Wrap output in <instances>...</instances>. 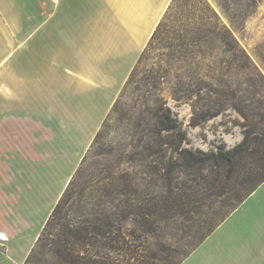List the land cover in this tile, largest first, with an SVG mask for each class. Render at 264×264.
<instances>
[{"label": "rangeland", "instance_id": "obj_1", "mask_svg": "<svg viewBox=\"0 0 264 264\" xmlns=\"http://www.w3.org/2000/svg\"><path fill=\"white\" fill-rule=\"evenodd\" d=\"M46 2L0 0V214L41 205L54 211L69 187L72 198L58 215L65 223L96 210L117 213L116 227L148 261L183 264L235 202L234 189L221 187L208 166L188 165L184 152L230 150L248 133L253 142L264 134V0H173L72 177L59 180L51 132L27 126L31 121L18 125L5 112L12 106L7 83L17 91L23 75L6 59H21L27 44L38 42L37 19L28 15L52 11ZM23 27L33 31L23 34ZM5 132L25 138L7 140ZM39 187L50 193H27ZM157 202L176 213L156 229L126 217ZM32 251L25 264L30 256L28 264H57L39 241ZM212 259L210 253L195 264Z\"/></svg>", "mask_w": 264, "mask_h": 264}, {"label": "crops", "instance_id": "obj_2", "mask_svg": "<svg viewBox=\"0 0 264 264\" xmlns=\"http://www.w3.org/2000/svg\"><path fill=\"white\" fill-rule=\"evenodd\" d=\"M42 1L53 10L43 4L36 16L28 15L37 19L31 23L38 42H29L21 59H6L11 72L20 67L23 75L17 91L7 83L12 106L5 112L19 118L18 125L31 121L27 126L52 133L47 140L62 164L57 178L70 179L173 0ZM40 189L27 193H50ZM28 210L0 214V246H6L0 264H25L53 212L45 205ZM210 253L205 264H264V183L183 264L200 263Z\"/></svg>", "mask_w": 264, "mask_h": 264}, {"label": "trees", "instance_id": "obj_3", "mask_svg": "<svg viewBox=\"0 0 264 264\" xmlns=\"http://www.w3.org/2000/svg\"><path fill=\"white\" fill-rule=\"evenodd\" d=\"M175 125L169 129H175ZM181 135L185 137V134ZM183 156L188 165L208 166L216 174L218 184L224 189H234L235 202L231 204L230 213L264 183V134L254 138L253 142L251 134L248 133L230 150L223 146L212 152L194 153L187 150ZM195 194L198 197L202 195ZM71 198L68 187L47 221L43 236L38 240L49 247L57 264H157L155 261H148L144 253L139 252V247L132 244L133 241H127L123 237L121 226L116 227L115 218L119 215L117 213L107 215L101 210H96L94 214H84L85 218H79L77 223H65L66 218L58 215ZM162 204L157 202L154 207H140L138 211L126 213V217L136 216L140 226L146 231L156 229V223L165 222L176 213L171 206ZM216 228L208 230L206 237ZM133 246H136L137 250H134ZM35 252L33 250L31 254ZM30 257L27 264L30 263Z\"/></svg>", "mask_w": 264, "mask_h": 264}]
</instances>
